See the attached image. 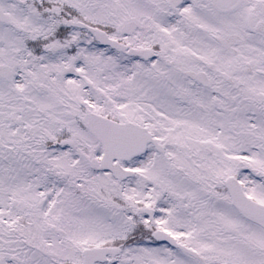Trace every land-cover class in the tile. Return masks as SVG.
Segmentation results:
<instances>
[{
  "label": "snow or ice",
  "instance_id": "1",
  "mask_svg": "<svg viewBox=\"0 0 264 264\" xmlns=\"http://www.w3.org/2000/svg\"><path fill=\"white\" fill-rule=\"evenodd\" d=\"M0 264H264V0H0Z\"/></svg>",
  "mask_w": 264,
  "mask_h": 264
}]
</instances>
